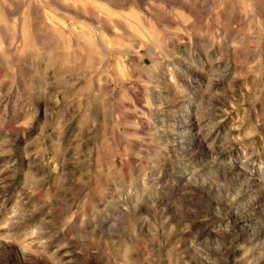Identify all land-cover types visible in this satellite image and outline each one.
<instances>
[{
    "label": "clouds",
    "instance_id": "obj_1",
    "mask_svg": "<svg viewBox=\"0 0 264 264\" xmlns=\"http://www.w3.org/2000/svg\"><path fill=\"white\" fill-rule=\"evenodd\" d=\"M0 264H264V0H0Z\"/></svg>",
    "mask_w": 264,
    "mask_h": 264
}]
</instances>
